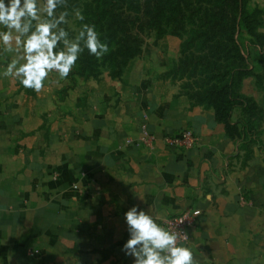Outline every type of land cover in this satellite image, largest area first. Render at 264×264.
Masks as SVG:
<instances>
[{
  "label": "crops",
  "instance_id": "crops-1",
  "mask_svg": "<svg viewBox=\"0 0 264 264\" xmlns=\"http://www.w3.org/2000/svg\"><path fill=\"white\" fill-rule=\"evenodd\" d=\"M155 43L121 78L53 71L40 93L3 76L15 53L0 44V264H132L121 249L136 205L161 226L191 210L178 245L198 264H264V120L258 136L230 137L165 78L179 38ZM261 55L251 67L264 77ZM243 92L264 110V84ZM185 130L195 147L164 143Z\"/></svg>",
  "mask_w": 264,
  "mask_h": 264
},
{
  "label": "trees",
  "instance_id": "trees-1",
  "mask_svg": "<svg viewBox=\"0 0 264 264\" xmlns=\"http://www.w3.org/2000/svg\"><path fill=\"white\" fill-rule=\"evenodd\" d=\"M250 0H95L86 5L93 11L87 24L109 29L116 41V79L129 68L130 61L142 52L145 41L156 42L168 36L179 38L186 52L199 57L187 61L206 87L194 105L212 109L233 139L247 141L261 133L264 110L253 99L242 95L245 79L261 78L251 67V50L264 48V11H250ZM106 40V38H104ZM264 61L263 56L260 57ZM83 61L81 75L90 70ZM70 73L69 77H72ZM191 100V99H190ZM240 117L233 120L235 111Z\"/></svg>",
  "mask_w": 264,
  "mask_h": 264
},
{
  "label": "clouds",
  "instance_id": "clouds-1",
  "mask_svg": "<svg viewBox=\"0 0 264 264\" xmlns=\"http://www.w3.org/2000/svg\"><path fill=\"white\" fill-rule=\"evenodd\" d=\"M66 6L67 0H0V25L6 29L0 30V44L5 52L15 53L4 77L40 93L51 72L67 78L85 48L97 58L108 53V44L100 40L95 25L83 24L75 39H69L60 27L67 23L68 12L56 15L58 7ZM74 11L83 21L81 11ZM150 211L136 205L124 214L129 239L121 250L132 264H198L192 250L179 246L178 235L158 224Z\"/></svg>",
  "mask_w": 264,
  "mask_h": 264
},
{
  "label": "rangeland",
  "instance_id": "rangeland-1",
  "mask_svg": "<svg viewBox=\"0 0 264 264\" xmlns=\"http://www.w3.org/2000/svg\"><path fill=\"white\" fill-rule=\"evenodd\" d=\"M93 1L95 0H67L66 7L57 8L56 10L57 16L59 15L60 12H63V11L68 12V16L66 18L67 23L60 25V27L64 28L68 32L69 39L74 40L75 37L78 35L79 31L81 30L82 25L87 24L88 21L90 20H94L92 18L94 15L93 11L88 12L86 10V5H91ZM263 3H264V0H250L248 6L250 10H256V9L261 10ZM75 9H79L81 11L82 15L84 16L83 21L76 18L75 11H74ZM97 32L99 33L100 40L108 44V47H109L108 53H106L101 58H97L96 56L91 55L88 52V50L85 48L83 52L80 54L79 59L76 62V65L73 67L71 71L72 73H74L72 74L73 77L78 76L82 78H96L97 79L103 76L104 74L112 78L116 77L114 75L116 73L115 71L116 62H115V57L112 54L113 53L112 51H114L116 48V41L115 39L114 40L107 39L109 36L113 35L112 31H110L109 29H105V30L98 29ZM104 38H106V40ZM155 42L156 41L154 38L147 39L145 41V45L142 49V52L139 55L141 56L143 55V53L147 52L148 48L146 47H149V45L151 46ZM182 44L183 42L181 41L180 47L179 49H177L178 51H177V54L175 55V58H173L169 64V68L165 74V78L170 82L172 87L175 88L176 92H178L181 95L187 96L189 99H191V101L193 100V102L195 103H200L199 99L201 96L204 95L203 92L206 87V82L204 81L203 77H200L198 75V70L195 71L194 66L189 65L187 62V61H190V59L196 58L199 56L193 50H191L190 52H186L185 49L182 47ZM62 47H63L62 43L59 44L57 46V51L60 50ZM136 58L130 61L128 67L133 63L134 60H136ZM85 60L89 61L90 63L89 64L90 70L89 71L87 70L86 74L81 75L79 70L83 68L81 63ZM249 78L255 81L257 88L263 89L264 77L262 75H261V78H255V77H249ZM244 82H243L241 92H242V95L246 96L245 93L243 92ZM239 117H240V111L237 110L234 112L233 118L236 120ZM263 120H264V117H263ZM261 128H262V124H261Z\"/></svg>",
  "mask_w": 264,
  "mask_h": 264
},
{
  "label": "built area",
  "instance_id": "built-area-1",
  "mask_svg": "<svg viewBox=\"0 0 264 264\" xmlns=\"http://www.w3.org/2000/svg\"><path fill=\"white\" fill-rule=\"evenodd\" d=\"M164 143L171 146L189 150L197 144L198 138L190 130L183 131L177 137H165ZM156 141L155 136H145L142 142L146 143L148 146L153 147ZM74 190H79L77 185H74ZM163 227L175 232L178 235V244L184 243L189 239V231L196 226V218L191 210H186L178 216L169 217L162 221ZM187 235V239L184 236Z\"/></svg>",
  "mask_w": 264,
  "mask_h": 264
}]
</instances>
